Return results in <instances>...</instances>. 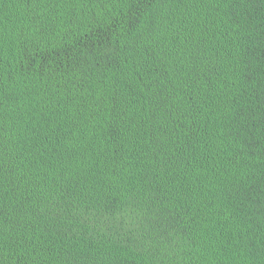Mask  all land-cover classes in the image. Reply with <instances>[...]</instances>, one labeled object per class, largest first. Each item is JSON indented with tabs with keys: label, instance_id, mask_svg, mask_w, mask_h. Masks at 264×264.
<instances>
[{
	"label": "trees",
	"instance_id": "1",
	"mask_svg": "<svg viewBox=\"0 0 264 264\" xmlns=\"http://www.w3.org/2000/svg\"><path fill=\"white\" fill-rule=\"evenodd\" d=\"M0 264H264V0H0Z\"/></svg>",
	"mask_w": 264,
	"mask_h": 264
}]
</instances>
